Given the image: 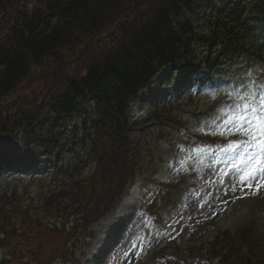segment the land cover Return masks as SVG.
I'll return each instance as SVG.
<instances>
[{
    "label": "trees",
    "instance_id": "16d2710c",
    "mask_svg": "<svg viewBox=\"0 0 264 264\" xmlns=\"http://www.w3.org/2000/svg\"><path fill=\"white\" fill-rule=\"evenodd\" d=\"M263 23L264 0H0V102L36 69L50 66L56 73V89L37 105V113L0 119V137L20 132L27 148L59 162L58 175L67 171L71 176L67 190L44 194L35 205L13 199L0 208V243L7 244L13 256L15 250L21 253L12 261L28 254L31 264H70L75 258L70 242L84 255L94 224L116 207L132 179L147 183L154 170V161L151 170L140 167L143 154L132 136L138 124L128 116L130 104L163 70L189 68L192 75L204 67L213 74L252 52L251 47H258L256 55L264 59L259 54L264 48ZM76 56H81L82 68L69 75L65 66ZM166 106L152 105L143 122L155 125L158 133L162 129V135L182 119ZM67 155L78 157L76 166H65ZM82 169L92 171L86 179L93 204L87 201ZM111 179L120 189L109 199L98 192L109 189ZM40 211L49 217L39 216ZM55 233L60 247L42 260L41 239ZM250 242L247 232L222 236L208 249L209 260L264 264V258L244 252L252 250Z\"/></svg>",
    "mask_w": 264,
    "mask_h": 264
},
{
    "label": "rangeland",
    "instance_id": "374dc122",
    "mask_svg": "<svg viewBox=\"0 0 264 264\" xmlns=\"http://www.w3.org/2000/svg\"><path fill=\"white\" fill-rule=\"evenodd\" d=\"M256 51L253 49L252 52L243 54L233 66L224 67L220 74L214 77L207 76L203 71L199 73L197 79L181 84L184 74L166 81L167 76L163 72L153 81L152 86L141 94V98L148 105L172 102L171 106L174 109H171V113L174 116L183 114L184 127L197 134L208 133L209 129L205 122L218 119L222 110L239 102L238 99H230L228 92L233 89L242 91L237 87L239 85H247L256 90L254 86L248 84L247 73L253 74L257 84H264V77H259L264 71V62L261 63L257 58ZM80 57L72 58L65 66L69 75L80 72L83 63L79 61ZM49 67L36 69L28 81L26 80L19 89L0 102V119L20 118L37 113V105L42 106L44 98L52 95L51 89L52 92L56 89L53 83L56 73L52 72L54 67L51 70ZM50 77L52 79L47 83ZM204 81L206 82L205 88L202 89L204 94L189 102L184 95L190 88H197ZM218 90L228 96L227 104L218 102ZM233 95L235 96V93ZM180 97L181 103L175 105L174 102L180 100ZM210 109L213 110L209 112ZM148 112V107L136 103L128 111L133 124H139L133 136L143 150L152 145L155 135L150 127L140 125ZM163 132V135L162 133L158 135L162 141L163 138H167L169 130ZM215 135H219L218 132ZM20 136L22 137V134L16 132L0 137V156L4 159L8 155L11 162L4 169L5 174L24 172L27 176L26 179L16 178L0 182V208H4L3 204L9 206L11 204L9 200L13 199H23L27 206L35 205L44 194L45 197H49V192L67 190L71 184L69 172L57 174L59 162L45 158L41 152L28 151L23 144V137ZM176 137L177 134L172 131L171 144L165 145L153 154L156 161H159L156 162L159 178L151 181L154 182L150 184L153 186L147 183L146 188L141 190L143 184L139 187L137 179L128 184L120 204L93 227V237L89 239L85 251L82 249L85 256H81V250L77 245L72 247V242L68 244L72 251L75 248V258L70 264H77L79 260L81 264H208V249L215 238L236 236L243 232H247L252 240L250 242L252 250L244 249V252L250 253L255 259L264 258V177L249 181L253 187L248 188L246 184L239 183L231 169L227 170L228 175H220L217 168L223 166L214 163L213 159L214 157L224 159V153L220 149L238 137L219 136L226 138L227 144L216 146L212 151L202 145L184 149ZM154 148L155 144L152 146V152ZM197 148L200 151H197ZM162 161L164 165L159 166ZM15 162L18 163L14 164ZM77 162L76 155H67L64 158V164L69 168L76 166ZM143 162L147 163L146 160ZM83 170L81 173L85 176L82 177L84 179L92 174L89 169ZM113 175L116 178V175ZM12 177L13 175L10 178ZM180 180L190 184L186 191L176 190V184H179L177 182ZM160 183L164 185L158 186ZM172 183L176 184L167 186ZM101 184L99 180L98 188ZM257 184L261 185L258 192ZM83 185L86 188L87 179ZM106 185L109 189L103 190L106 188L103 187L98 193L105 194L109 199L113 198L118 193L120 185L113 179ZM232 185H236L235 191L232 190ZM86 192L88 203L93 204L95 198L91 197L92 190L88 185L85 194ZM86 202L83 205L88 208ZM148 210L156 216L153 222L147 217ZM38 215L43 218L49 217L46 211L43 214L40 211ZM57 236L58 233L49 234L41 239L42 260L50 257L47 253L60 247ZM0 240H3L2 235ZM35 241L37 243V240ZM6 245L3 241L0 243L1 263L10 261L12 264H31L29 263L31 257L28 254L26 258L12 261L21 253L15 250L16 254L11 255V249ZM30 248L34 250L36 245L31 244ZM34 263L36 262L32 260V264Z\"/></svg>",
    "mask_w": 264,
    "mask_h": 264
},
{
    "label": "snow or ice",
    "instance_id": "6c2138e0",
    "mask_svg": "<svg viewBox=\"0 0 264 264\" xmlns=\"http://www.w3.org/2000/svg\"><path fill=\"white\" fill-rule=\"evenodd\" d=\"M246 75L248 84L256 90L247 85L237 86L242 91L233 89L227 95L230 99H238L239 102L222 110L218 119L205 123L209 129L206 134L218 132L223 137H238L220 149L224 153V159L213 158L214 163L223 166L218 167L217 172L224 176L228 175L227 170L231 169L241 185L246 184L248 188H252L253 185L249 181L264 177V84H257L251 72ZM197 151L200 149L197 148ZM260 187L261 185H256L257 192ZM235 189L236 185H232V190Z\"/></svg>",
    "mask_w": 264,
    "mask_h": 264
},
{
    "label": "bare ground",
    "instance_id": "6f19581e",
    "mask_svg": "<svg viewBox=\"0 0 264 264\" xmlns=\"http://www.w3.org/2000/svg\"><path fill=\"white\" fill-rule=\"evenodd\" d=\"M116 216H114V218H115ZM112 219H113V217H112Z\"/></svg>",
    "mask_w": 264,
    "mask_h": 264
}]
</instances>
